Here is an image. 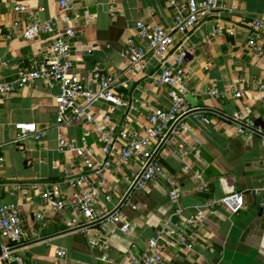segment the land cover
I'll use <instances>...</instances> for the list:
<instances>
[{
	"label": "crops",
	"instance_id": "1",
	"mask_svg": "<svg viewBox=\"0 0 264 264\" xmlns=\"http://www.w3.org/2000/svg\"><path fill=\"white\" fill-rule=\"evenodd\" d=\"M188 2L73 1L72 71L89 78L99 68L113 77L115 90L129 101L128 121L122 108L113 114L118 126L140 131L151 109L171 104L168 86L149 78L157 72L155 58L150 57L134 74L125 72V44L129 39L139 41L135 23L141 20L169 28L176 15L187 13ZM16 3L27 5L28 12H14ZM225 5L230 12L220 15L222 33L214 34L215 23L206 21L187 34L191 51L185 98L192 110L181 118L180 132L167 137L157 150L165 176L149 181L146 190H129V175L138 170L133 160L115 172H104L109 189L98 194L99 207L115 211L121 221L85 222L78 213L53 211L44 205L38 192L50 188L56 195H69L67 175L83 167L72 151H58L56 90L37 80L7 98L0 95V206L19 207L24 237L12 254L22 264L53 263L59 249L66 251L60 264H126L127 250L139 253L166 222L184 226L196 206L232 192L243 194L241 210L233 214L217 204L204 209L191 247L166 250L165 264H264V102L257 93L264 84V52L258 55L245 41V21L264 14V0H225ZM58 9L59 0H0V30L3 34L15 19L22 25L35 11L39 20L55 18ZM13 32L11 39L0 40V61L6 63L0 80H13L19 71L51 55L47 35L25 39L20 26ZM211 88L217 95L209 94ZM106 109L107 103L97 100L91 112L99 115ZM247 109L253 127L239 133L235 118ZM18 122L34 123L45 134L41 140L28 135L15 142ZM84 127L71 122L64 135L79 145ZM88 142L95 148L96 159L102 160L94 134ZM31 182L40 184L39 188L24 192L22 188ZM171 189L179 193L177 199L170 198ZM71 218H77L79 225L66 228ZM124 221L130 225L127 231L120 228ZM91 240L105 247H91Z\"/></svg>",
	"mask_w": 264,
	"mask_h": 264
},
{
	"label": "built area",
	"instance_id": "2",
	"mask_svg": "<svg viewBox=\"0 0 264 264\" xmlns=\"http://www.w3.org/2000/svg\"><path fill=\"white\" fill-rule=\"evenodd\" d=\"M73 1L59 0L58 16L55 18L39 20L35 11L29 13L26 22L22 25L18 19H15L3 34L0 30V40L2 37L11 39L14 36L13 29L19 26L21 27L20 36L25 39L47 35L50 38L51 52L49 57L19 71L15 79L0 80V95L7 98L37 80L44 82L47 89L56 90L54 100L56 128L59 131L58 151H72L83 167L80 171L67 175L69 195H56L50 188H44L38 192L44 205L53 211L67 209L78 213L86 220L85 222H97L105 218H110L114 222L121 221V216L116 215L115 211L111 212L99 207L98 194L109 189L108 178L104 172H115L116 169L133 160L138 170L129 175V190H146L149 181L165 176L156 158L157 150L167 137L180 132L181 118L192 110L185 98V80L189 72L186 62L191 51L187 45V34L198 24L206 21L215 23L214 34L222 33L220 15L230 10L226 7L225 0H189L187 13L176 15L169 28L157 24H146L141 20L135 23L139 41L129 39L125 44L123 50L127 62L125 72L134 74L143 69L150 57L155 58L157 72L149 78L156 85L168 86L171 104L168 108L151 109L147 115L146 124L140 131H134L118 126L113 119V114L122 108L125 110L127 121L129 120L127 114L129 101L115 90L113 77L99 68H94L89 78L72 71L70 51L76 33L71 13ZM28 10V6L22 3H16L13 6L14 12L25 13ZM245 28L247 46L258 55H262L264 14L246 20ZM5 67L6 63L0 61V70ZM257 93L259 99L264 102V84L259 85ZM209 94L217 95L214 88L209 90ZM235 96L239 97L240 92H235ZM97 100L106 102L107 109L99 115H94L91 107ZM248 113L247 109L244 114L241 113L235 118L239 133H242L245 127H253ZM202 119L208 122L206 117ZM71 122L86 125L82 130L79 145H73L64 135L65 127ZM88 126H91V129ZM15 127L19 130L15 142L28 135L41 140L45 134V131L38 129L34 123L18 122ZM90 134H94L99 143L102 160L96 159L95 148L88 142ZM39 186L40 184L31 182L22 189L27 192L38 189ZM169 196L171 199H177L179 193L171 189ZM109 197V195L106 196V198ZM213 204L222 206L234 214L243 207V194L232 192L212 203L204 202L196 206L194 214L185 219L184 226L166 222L163 230L150 237L139 253L133 248L127 250L126 264H165L166 250L174 247L190 248L195 236V226L205 217L204 209ZM131 206L134 208L133 205ZM36 216L42 219V214ZM77 225H79L77 218H71L65 222L66 228ZM129 227V223L125 221L120 226L123 231H127ZM23 237L19 207L14 203L2 204L0 206V238L8 243L1 244L0 264H12V262L22 264L20 258L12 254V249L23 242ZM89 245L94 247L103 244L97 240H91ZM65 255L64 249L57 250L56 260L48 264H60L59 259Z\"/></svg>",
	"mask_w": 264,
	"mask_h": 264
},
{
	"label": "trees",
	"instance_id": "3",
	"mask_svg": "<svg viewBox=\"0 0 264 264\" xmlns=\"http://www.w3.org/2000/svg\"><path fill=\"white\" fill-rule=\"evenodd\" d=\"M0 242H1V244H3V245H6L8 242H6L4 239H2V238H0Z\"/></svg>",
	"mask_w": 264,
	"mask_h": 264
},
{
	"label": "water",
	"instance_id": "4",
	"mask_svg": "<svg viewBox=\"0 0 264 264\" xmlns=\"http://www.w3.org/2000/svg\"><path fill=\"white\" fill-rule=\"evenodd\" d=\"M124 198H125V197H124ZM124 198H123V199H124ZM1 251H2V249H1V242H0V253H1Z\"/></svg>",
	"mask_w": 264,
	"mask_h": 264
}]
</instances>
